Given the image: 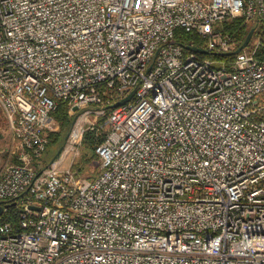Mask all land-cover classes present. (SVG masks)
<instances>
[{
    "label": "built area",
    "instance_id": "obj_1",
    "mask_svg": "<svg viewBox=\"0 0 264 264\" xmlns=\"http://www.w3.org/2000/svg\"><path fill=\"white\" fill-rule=\"evenodd\" d=\"M58 102L93 178L37 168ZM0 112V264H264V0H0Z\"/></svg>",
    "mask_w": 264,
    "mask_h": 264
},
{
    "label": "rangeland",
    "instance_id": "obj_2",
    "mask_svg": "<svg viewBox=\"0 0 264 264\" xmlns=\"http://www.w3.org/2000/svg\"><path fill=\"white\" fill-rule=\"evenodd\" d=\"M207 58L211 59V56H207ZM67 115L72 118L71 125L62 132H58L60 130L59 125L57 121L53 120L55 122L53 127L48 131V135L50 133H57L59 136L55 142L47 144L44 152L38 159L39 166L37 168L42 169L49 166L50 161L54 158L49 168L51 172H62L69 169L79 178H93L98 173L99 162L92 159L86 162L85 160L89 158L90 154L82 147L83 134L86 131L87 123L91 122V119L89 117L84 118L82 111H77L72 115H69L67 112ZM10 145V133L5 119L0 112V168L5 163L12 161L7 157ZM59 149L61 151L56 156ZM84 155L86 157L82 159Z\"/></svg>",
    "mask_w": 264,
    "mask_h": 264
},
{
    "label": "trees",
    "instance_id": "obj_3",
    "mask_svg": "<svg viewBox=\"0 0 264 264\" xmlns=\"http://www.w3.org/2000/svg\"><path fill=\"white\" fill-rule=\"evenodd\" d=\"M224 30H230V26L225 25ZM190 37L189 36H181L179 35V32L177 31L175 33V40L180 43V44H186L188 43ZM198 43V42H197ZM198 46V44H196ZM200 58H205L207 55H199ZM67 105L64 102H58L57 108L54 112L51 113V117L57 121L59 125V131L62 132L66 129H68L71 125L72 118H70L67 115ZM59 134L57 133H50L48 135V144L55 142ZM98 141L95 139L93 132H90L86 130L83 134V139H82V147L85 151L89 152V158L85 160L86 162L92 160L98 161V157L96 156L94 149L96 147V144ZM86 156L84 155L82 159H84ZM76 167V166H75ZM77 171V170H76ZM80 171V169H78ZM4 208H8V215L11 217L14 221L16 219L14 213V208H13V203L12 202H6L3 204Z\"/></svg>",
    "mask_w": 264,
    "mask_h": 264
},
{
    "label": "water",
    "instance_id": "obj_4",
    "mask_svg": "<svg viewBox=\"0 0 264 264\" xmlns=\"http://www.w3.org/2000/svg\"><path fill=\"white\" fill-rule=\"evenodd\" d=\"M251 33H252V30H250V31L247 33V35H246L244 41H243L242 44L239 46V48H237L235 51H233V52H231V53L221 54V56H229V55H232V54L237 53L242 47H244V46L247 44V42H248V40H249V38H250ZM184 48H185L186 50H188V51H192V52H195V53H197V54H202V55H206V54H207L206 51H204V50H202V49H200V48H197V47L184 46ZM133 92H134V90L131 91V92H130L125 98L121 99L120 101L115 102V103H114L113 105H111V106L106 107V109L115 108V107H117V106H119V105H122L123 103L129 101L130 98H131V96L133 95ZM75 119H76V118H75ZM75 119L73 120V123H74ZM73 123H72V124H73ZM60 151H61V150L59 149L58 152H57V154H56V156L59 154ZM53 160H54V158L50 161L49 164H51V163L53 162ZM30 208H34V207H30ZM2 211H3V207L0 206V215L2 214Z\"/></svg>",
    "mask_w": 264,
    "mask_h": 264
}]
</instances>
